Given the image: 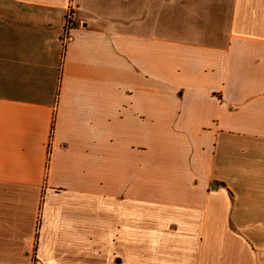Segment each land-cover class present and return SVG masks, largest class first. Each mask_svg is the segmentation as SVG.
<instances>
[{"label": "crops", "instance_id": "0c3cea01", "mask_svg": "<svg viewBox=\"0 0 264 264\" xmlns=\"http://www.w3.org/2000/svg\"><path fill=\"white\" fill-rule=\"evenodd\" d=\"M34 263L264 264V0H0V264Z\"/></svg>", "mask_w": 264, "mask_h": 264}, {"label": "built area", "instance_id": "2783aa9c", "mask_svg": "<svg viewBox=\"0 0 264 264\" xmlns=\"http://www.w3.org/2000/svg\"><path fill=\"white\" fill-rule=\"evenodd\" d=\"M71 16H72V11H69L68 17L66 19V31L69 32L70 26H71Z\"/></svg>", "mask_w": 264, "mask_h": 264}, {"label": "rangeland", "instance_id": "374dc122", "mask_svg": "<svg viewBox=\"0 0 264 264\" xmlns=\"http://www.w3.org/2000/svg\"><path fill=\"white\" fill-rule=\"evenodd\" d=\"M35 264V263H34Z\"/></svg>", "mask_w": 264, "mask_h": 264}]
</instances>
